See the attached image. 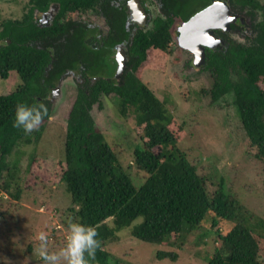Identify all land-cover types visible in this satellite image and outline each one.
<instances>
[{
	"label": "trees",
	"instance_id": "1",
	"mask_svg": "<svg viewBox=\"0 0 264 264\" xmlns=\"http://www.w3.org/2000/svg\"><path fill=\"white\" fill-rule=\"evenodd\" d=\"M49 1L60 4V13L49 27L40 28L33 22V10H45ZM69 1L31 0L20 19L0 24V77L6 80L15 72L20 81L12 93L0 96V171L4 158L20 142L30 144L31 135L38 141L43 129L40 125L37 131L25 135L13 127L18 103L45 104L46 121L51 111L48 99L63 74L75 71L84 78L95 77L93 84L86 81L79 85L68 114L60 181L75 208L74 219L94 226L99 233L102 248L97 251L98 264H112L104 244L138 218L141 221L130 228L131 236L155 245L170 244L172 237L184 243L185 236L200 228L206 219L212 221L213 227L218 220L234 223L227 233L216 232L219 245L207 256L206 264H261L258 238L264 239V219L249 213L226 191L223 178L217 177L215 190L209 191L207 180L178 148L179 133L170 129L175 121L166 104L136 76L137 66L149 49L168 52L173 17L186 21L210 0H160L167 19L156 21L152 31L136 32L130 49L132 57L139 61L133 62L132 70L125 73L120 84L107 80L114 71H105L104 62L86 60L83 65V59L75 58L68 44L77 29L71 33L68 25L58 23ZM72 1H81L93 9L107 6L110 0ZM225 1L233 12L247 10L245 14L251 20L255 11L260 12L261 20L245 45L230 43L226 53L210 52L203 70L212 76V101L226 94L234 96L242 129L254 149L253 158L264 164V6L258 0ZM79 64L83 69L78 70ZM109 96L115 97L122 118L131 115L135 124L143 127V147L135 148L133 163L147 178L138 188L91 116L92 107L101 106L99 97ZM179 128L183 131L182 125ZM108 219L112 227L106 224ZM156 258L175 261L177 256L158 252Z\"/></svg>",
	"mask_w": 264,
	"mask_h": 264
},
{
	"label": "rangeland",
	"instance_id": "2",
	"mask_svg": "<svg viewBox=\"0 0 264 264\" xmlns=\"http://www.w3.org/2000/svg\"><path fill=\"white\" fill-rule=\"evenodd\" d=\"M264 6V0H258ZM27 0H0V24L20 19ZM175 24H179L176 23ZM174 24V25H175ZM172 41L168 52L149 49L145 60L137 66L136 76L166 104L178 132V148L207 180L213 192L223 178V185L246 210L264 219V164L253 158L254 149L242 129L234 106V96L226 94L212 101L209 90L212 80L207 73L184 66L192 61L190 54L180 50V37ZM179 44V45H178ZM75 79H64L59 90L49 98L50 117L44 121L40 138L30 136V144L20 142L4 158L0 171V264H43L39 258V233L48 235L49 251H59L66 244L68 218H74V207L65 185L60 181L64 170L66 123L76 97ZM15 72L8 79L0 77V96L12 93L19 84ZM264 89V86L262 85ZM96 128L118 157L135 187L147 175L134 163L135 148L143 147V127L129 115L117 112L115 97H101V106L91 112ZM178 125L183 126V131ZM157 151V150H155ZM211 217V215L209 216ZM116 234L103 249L115 264H206L218 247L216 232L227 233L234 223L218 220L215 227L206 219L200 228L185 236L184 243L172 237L170 244L155 245L133 238L130 228ZM106 224L112 227V220ZM258 260L264 264V239H259ZM158 252L176 254L175 261L159 260Z\"/></svg>",
	"mask_w": 264,
	"mask_h": 264
},
{
	"label": "flooded vegetation",
	"instance_id": "3",
	"mask_svg": "<svg viewBox=\"0 0 264 264\" xmlns=\"http://www.w3.org/2000/svg\"><path fill=\"white\" fill-rule=\"evenodd\" d=\"M29 2L31 3V0H27L23 7V13L25 10L27 11ZM212 6H217L218 10L213 15L215 18H211L212 20L210 21L213 26L210 29L213 38L208 37L204 41L206 44L204 46V55L202 56L199 52L195 54L196 51H191L195 49L194 44L197 41L195 33L191 35L193 40L188 41L189 39L183 35V30H180L182 33L180 36L181 46L178 44L179 49L190 54L192 58L190 63L185 61L184 66L193 67L199 72L207 73L211 80V74L203 70L207 55L210 52L217 54L226 53L229 50L230 43L233 45H245L246 41L251 37L252 29L261 20V15L258 11L253 13L256 14L254 19L251 20L245 14L247 10L244 13L233 12L225 0H210L207 6L194 12L186 21H183L178 16L173 17V23L169 31L170 33H176V42H178L179 37V25ZM59 7L60 4L57 2L49 1L45 10H33V22L40 28L49 27L56 16L59 15ZM159 19H167V13L165 14L160 0H110L107 6L100 7L97 5L93 9L86 8L81 1L75 2L71 0L59 17L58 23L68 25L71 33L77 29L76 36L68 44L75 53V58L83 59V65L86 60L104 62L105 71H114L112 77L107 74L108 79L104 78L108 81L114 80L116 84H120L125 73L132 70L133 62L135 61L138 64L139 61V58L136 59L131 55L130 48L134 35L138 31L143 33L152 31L155 27V22ZM175 22L179 24L176 25ZM80 41L82 42L79 43ZM207 45H210V47ZM82 64L78 65V70L83 69L84 66ZM78 73L67 71V73L63 74L57 84V88L51 91L50 97L54 96L55 92L58 91L60 82L67 77L72 76L75 79L76 95L79 85L84 84L86 81L93 84L97 80L95 77L84 78ZM99 99L101 100V97Z\"/></svg>",
	"mask_w": 264,
	"mask_h": 264
},
{
	"label": "clouds",
	"instance_id": "4",
	"mask_svg": "<svg viewBox=\"0 0 264 264\" xmlns=\"http://www.w3.org/2000/svg\"><path fill=\"white\" fill-rule=\"evenodd\" d=\"M47 116L48 109L43 103H18L13 127L21 129L25 135H30L39 129ZM68 232L65 246L54 252L49 251L47 233H39V258L43 264H98L97 251L102 248V242L97 238V229L69 217Z\"/></svg>",
	"mask_w": 264,
	"mask_h": 264
},
{
	"label": "water",
	"instance_id": "5",
	"mask_svg": "<svg viewBox=\"0 0 264 264\" xmlns=\"http://www.w3.org/2000/svg\"><path fill=\"white\" fill-rule=\"evenodd\" d=\"M212 7H208L207 9L201 11L200 13H198L197 15H195L194 17H192L189 21L185 22V23H181L178 27V32H179V37L182 35L180 30H183V35L190 40H193V38L191 37V35L193 34V31L197 30L196 32V38L197 41H195L194 44V48L191 51H196V53L199 52V54H201L202 56L204 55V46L205 44V40L210 37L211 39L212 37V31L210 29L213 28L212 25H208V23H204L205 19H210L211 18H215L213 17V15H211L212 13ZM210 47V45H207ZM62 83V81L60 82V84ZM59 90V88H58Z\"/></svg>",
	"mask_w": 264,
	"mask_h": 264
},
{
	"label": "bare ground",
	"instance_id": "6",
	"mask_svg": "<svg viewBox=\"0 0 264 264\" xmlns=\"http://www.w3.org/2000/svg\"><path fill=\"white\" fill-rule=\"evenodd\" d=\"M217 10H218V7L217 6H213V8H212V13H211V15H214L216 12H217ZM211 20L210 19H205L204 20V23H208V25L210 24V25H212V22H210ZM196 32H197V30H195V31H193V34L195 33L196 34ZM192 34V35H193Z\"/></svg>",
	"mask_w": 264,
	"mask_h": 264
}]
</instances>
